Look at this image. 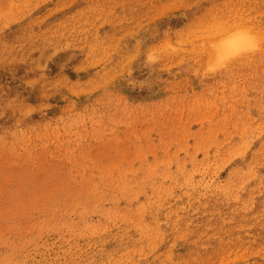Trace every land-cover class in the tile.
Here are the masks:
<instances>
[{"label": "rangeland", "instance_id": "rangeland-1", "mask_svg": "<svg viewBox=\"0 0 264 264\" xmlns=\"http://www.w3.org/2000/svg\"><path fill=\"white\" fill-rule=\"evenodd\" d=\"M0 264H264V0H0Z\"/></svg>", "mask_w": 264, "mask_h": 264}, {"label": "bare ground", "instance_id": "bare-ground-1", "mask_svg": "<svg viewBox=\"0 0 264 264\" xmlns=\"http://www.w3.org/2000/svg\"><path fill=\"white\" fill-rule=\"evenodd\" d=\"M236 45H233V47H235Z\"/></svg>", "mask_w": 264, "mask_h": 264}]
</instances>
